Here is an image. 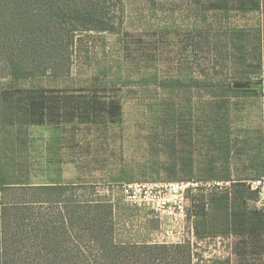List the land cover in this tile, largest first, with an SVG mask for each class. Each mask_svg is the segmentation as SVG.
<instances>
[{
  "label": "rangeland",
  "instance_id": "obj_1",
  "mask_svg": "<svg viewBox=\"0 0 264 264\" xmlns=\"http://www.w3.org/2000/svg\"><path fill=\"white\" fill-rule=\"evenodd\" d=\"M108 6L115 29L78 31L70 74L14 84L118 90L122 121L73 125L76 182L10 188L2 201L60 222L81 202L99 199L103 211H113L117 242L186 243L194 264H264L256 251L246 257L235 251L234 232L198 237L193 209L177 220L129 204L122 194L131 180H228L223 176L233 171L248 182L264 175V0H110ZM231 84L255 91L234 92ZM212 190L190 186V206ZM247 207L264 210V194Z\"/></svg>",
  "mask_w": 264,
  "mask_h": 264
},
{
  "label": "trees",
  "instance_id": "obj_2",
  "mask_svg": "<svg viewBox=\"0 0 264 264\" xmlns=\"http://www.w3.org/2000/svg\"><path fill=\"white\" fill-rule=\"evenodd\" d=\"M108 1L0 0L3 73L14 79L70 74L76 33L115 29V22L107 15ZM234 86L231 84L234 92L255 91L242 84V88ZM23 93L31 109L27 121L34 123L102 127L122 121L118 90L41 86ZM121 173L128 172L123 169ZM223 177L229 180L230 173ZM22 187L61 186L0 184V264H194V252L186 243L167 246L117 242L113 211H103L106 206L99 199L81 202L83 206L74 207L76 211L60 222L42 221L38 215L14 209L19 204L2 201L4 191ZM231 187L232 191L225 193L213 189L210 198L192 199L189 210L193 209L196 218V233L203 237L231 236L234 232L240 237L235 242L240 256L246 257L252 250L264 255V210L247 207L259 191L251 190L247 181Z\"/></svg>",
  "mask_w": 264,
  "mask_h": 264
},
{
  "label": "crops",
  "instance_id": "obj_3",
  "mask_svg": "<svg viewBox=\"0 0 264 264\" xmlns=\"http://www.w3.org/2000/svg\"><path fill=\"white\" fill-rule=\"evenodd\" d=\"M38 87L41 86H15L14 78L3 73L0 55V184L63 186L67 181L78 180V154L73 156L71 141L75 139V124H41L27 121L31 116V109L28 101L24 99L23 91ZM261 108L259 130L263 146L264 104H261ZM67 175H70V180ZM249 179L252 178H237L231 171L229 180L236 183Z\"/></svg>",
  "mask_w": 264,
  "mask_h": 264
},
{
  "label": "built area",
  "instance_id": "obj_4",
  "mask_svg": "<svg viewBox=\"0 0 264 264\" xmlns=\"http://www.w3.org/2000/svg\"><path fill=\"white\" fill-rule=\"evenodd\" d=\"M252 190L264 194V175L247 182ZM230 180L214 179L205 181L191 180H132L122 186L126 202L139 207H149L159 215L185 220L189 213V187L203 186L207 189L230 187Z\"/></svg>",
  "mask_w": 264,
  "mask_h": 264
}]
</instances>
